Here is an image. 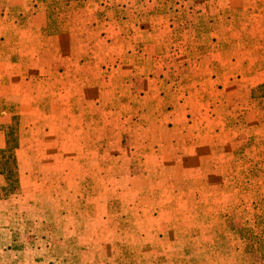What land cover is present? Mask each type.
Returning a JSON list of instances; mask_svg holds the SVG:
<instances>
[{"label":"crops","instance_id":"0c3cea01","mask_svg":"<svg viewBox=\"0 0 264 264\" xmlns=\"http://www.w3.org/2000/svg\"><path fill=\"white\" fill-rule=\"evenodd\" d=\"M105 7L107 15L96 18ZM74 19L49 35L43 4L0 0V150L1 128L11 119L6 107L15 105L19 119V193L0 199V264H117L111 247L126 234L109 227L102 197L108 187L98 196L85 193L84 176L72 177L67 167H89L85 152L105 131L122 150L121 134L129 129L147 136L160 128L156 110L165 103L157 98L174 100L172 88L187 87L189 94L185 103L176 97L169 120L182 144L170 150L176 152L171 165L157 156L162 170L181 166L196 176L197 121L204 122L197 134L222 150L212 134L233 133L227 127L216 133L215 122L241 127L254 113L264 116V99L251 97L264 84V0H85ZM180 64L183 74L176 73ZM186 114L183 130L178 125ZM205 160V168L218 162ZM51 168L60 173L46 174ZM108 171L97 179L107 184L131 176ZM5 184L0 173V187Z\"/></svg>","mask_w":264,"mask_h":264},{"label":"rangeland","instance_id":"374dc122","mask_svg":"<svg viewBox=\"0 0 264 264\" xmlns=\"http://www.w3.org/2000/svg\"><path fill=\"white\" fill-rule=\"evenodd\" d=\"M36 1L47 10L49 35L66 31L76 14L83 10L85 2ZM106 15V7L95 14L96 18ZM178 68L176 73L186 72L183 65ZM172 89V95L176 94L174 100L166 102L157 98L160 104L165 103L162 109L159 106L156 110L162 116L160 128L146 133L148 137L134 128L121 134L125 150L123 147L119 150L113 142L117 137L105 131L103 134L107 137H102L96 148L85 152V159L91 165L80 172L69 165L68 174L72 177L83 175L85 193L93 196L103 192V185L108 187L102 197L108 200L109 227L126 234L124 242H114L111 247L117 264H264V116L254 113V118L241 120V127H236L234 120L229 124L224 121L225 126L220 121L215 122L216 133L220 127H227L233 133L212 134L222 150L213 148L204 133L197 134L204 127V122L200 125L197 121L195 136L200 148L196 161L201 169H197L196 176H189L181 166L162 170L157 167V156H165L171 165L170 160L176 152L170 150L182 144L181 136L175 132L177 126L169 120L178 103L176 97L179 95V101L185 103L189 94L187 87ZM215 89L219 91L220 85L216 84ZM251 97L264 99V84L253 87ZM139 107L156 109L147 103H139ZM6 109L11 119L1 128L5 132V142L10 138L14 145L17 137L19 144L18 110L15 105ZM195 109L200 106L196 105ZM186 117L178 125L183 130L188 126L189 115ZM150 141L154 145L148 149ZM211 156L218 162L205 168L209 166L205 158L211 159ZM0 169L6 180L0 187V199L5 200L19 193L15 182L19 172L13 169L11 151L0 155ZM52 170L54 168L46 174L60 173ZM100 170L102 173H97ZM108 170L116 172L115 175L131 176L128 181L104 184L97 178L102 174L109 176ZM74 190H81L78 184ZM118 193L123 194L122 199L118 198Z\"/></svg>","mask_w":264,"mask_h":264},{"label":"trees","instance_id":"16d2710c","mask_svg":"<svg viewBox=\"0 0 264 264\" xmlns=\"http://www.w3.org/2000/svg\"><path fill=\"white\" fill-rule=\"evenodd\" d=\"M17 137H16V141H15V144L14 145H12L11 143H10V138L9 139H7L6 140V142H5V147H4V149H2V150H0V155H2V153L3 152H7V151H11V154H12V166H13V169L16 171V169H17V165H16V160H15V150L17 149V144H18V142H17ZM1 171L3 170V169H0ZM2 173V172H1ZM15 182H16V184H18V179L16 178V180H15ZM18 187V186H17Z\"/></svg>","mask_w":264,"mask_h":264}]
</instances>
